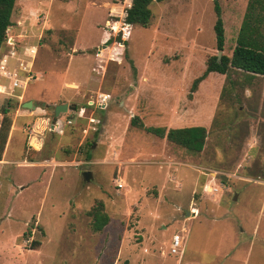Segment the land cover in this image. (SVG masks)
<instances>
[{"label":"rangeland","instance_id":"obj_1","mask_svg":"<svg viewBox=\"0 0 264 264\" xmlns=\"http://www.w3.org/2000/svg\"><path fill=\"white\" fill-rule=\"evenodd\" d=\"M216 1L231 56L249 0ZM130 3L15 1L0 264H264V77L211 73L191 93L218 54L213 0L152 2L146 28L124 23ZM60 104L75 109L55 117ZM194 126L198 154L144 129ZM99 202L109 223L95 232Z\"/></svg>","mask_w":264,"mask_h":264},{"label":"trees","instance_id":"obj_2","mask_svg":"<svg viewBox=\"0 0 264 264\" xmlns=\"http://www.w3.org/2000/svg\"><path fill=\"white\" fill-rule=\"evenodd\" d=\"M16 0H0V47L6 39V31L12 26L11 15ZM68 2L70 0H61ZM115 2L123 0H114ZM166 0H131L130 6L125 11L124 23L129 26H140L146 28L149 25L152 14L150 5L152 2L160 3ZM213 12L215 22L213 33L215 40V49L223 52L225 43V32L220 5L213 0ZM129 28L125 29V35L128 37ZM235 46L231 56L222 54L220 59L217 56H211L206 61V67L202 75L196 78L190 87V92L196 91L197 86L211 73L227 75L229 71L235 70L246 73L250 78L257 76L264 77V0H249L243 16L241 26ZM113 42L108 40V44ZM121 42V41H119ZM122 43V42H121ZM124 44V43H123ZM3 118L0 123V160L8 138L10 120L7 116V110L2 111ZM131 125L136 124V118H132ZM139 128H143L138 124ZM151 135L166 139L170 144L184 148L185 150L198 154L203 150L206 129L202 126L183 127L175 129H165L162 127L144 128ZM92 217V229L95 232L102 229L109 223V217L103 212V205L99 202L98 208L90 211ZM29 249H36L39 242H33ZM127 264V262H124Z\"/></svg>","mask_w":264,"mask_h":264},{"label":"water","instance_id":"obj_3","mask_svg":"<svg viewBox=\"0 0 264 264\" xmlns=\"http://www.w3.org/2000/svg\"><path fill=\"white\" fill-rule=\"evenodd\" d=\"M221 57V52H218L217 54V59L219 60ZM24 106L26 108H31L32 107V103L31 102H28V103H25ZM75 108L73 107H69L67 104H60V105H57L54 107V116L57 117L59 115V113H65L67 112L68 110H74ZM90 172H83L82 176L84 178L85 181H89L90 180ZM235 199V198H234Z\"/></svg>","mask_w":264,"mask_h":264},{"label":"built area","instance_id":"obj_4","mask_svg":"<svg viewBox=\"0 0 264 264\" xmlns=\"http://www.w3.org/2000/svg\"><path fill=\"white\" fill-rule=\"evenodd\" d=\"M117 186L119 188L122 187L121 184H117ZM170 246H171V250H170L171 253L172 254H176L178 252V250L180 249V246H181V238H180V236H178V235L173 236L172 239H171V245Z\"/></svg>","mask_w":264,"mask_h":264},{"label":"crops","instance_id":"obj_5","mask_svg":"<svg viewBox=\"0 0 264 264\" xmlns=\"http://www.w3.org/2000/svg\"><path fill=\"white\" fill-rule=\"evenodd\" d=\"M130 4H131V3H130ZM170 129H175V128H170ZM164 139H165V138H164ZM7 144H8V143H7ZM7 146H8V145H6V149H7ZM6 149H5V151H6ZM2 162H4L3 159H2ZM107 225H108V224H107ZM107 225H106V226H107Z\"/></svg>","mask_w":264,"mask_h":264}]
</instances>
